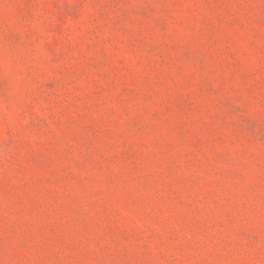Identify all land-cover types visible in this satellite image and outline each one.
Segmentation results:
<instances>
[{
    "label": "rangeland",
    "instance_id": "374dc122",
    "mask_svg": "<svg viewBox=\"0 0 264 264\" xmlns=\"http://www.w3.org/2000/svg\"><path fill=\"white\" fill-rule=\"evenodd\" d=\"M0 264H264V0H0Z\"/></svg>",
    "mask_w": 264,
    "mask_h": 264
}]
</instances>
